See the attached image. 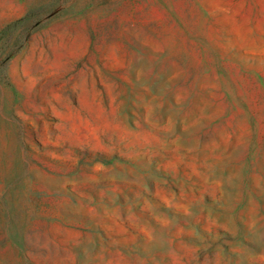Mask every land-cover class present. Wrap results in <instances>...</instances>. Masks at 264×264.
I'll use <instances>...</instances> for the list:
<instances>
[{"label":"rangeland","instance_id":"obj_1","mask_svg":"<svg viewBox=\"0 0 264 264\" xmlns=\"http://www.w3.org/2000/svg\"><path fill=\"white\" fill-rule=\"evenodd\" d=\"M0 264H264V0H0Z\"/></svg>","mask_w":264,"mask_h":264}]
</instances>
